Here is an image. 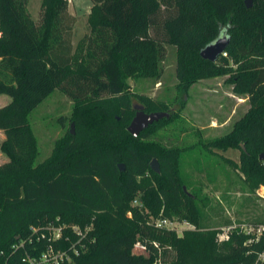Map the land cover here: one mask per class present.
<instances>
[{
    "label": "trees",
    "instance_id": "16d2710c",
    "mask_svg": "<svg viewBox=\"0 0 264 264\" xmlns=\"http://www.w3.org/2000/svg\"><path fill=\"white\" fill-rule=\"evenodd\" d=\"M89 2L87 32L71 46L74 18L66 0H40L36 21L27 0H0V94L9 97L0 105L6 156L0 163V264H29L22 258L37 254L45 240L36 241L31 227L39 232L63 222L62 238L53 243L62 249L73 240L71 224L89 225L92 237L66 264L249 262L244 233L233 229L217 241L218 229L198 228L207 196L192 174L212 180L210 168L221 159L241 173L242 188L264 185V0H251L249 7L243 0ZM221 31L225 55L202 58L199 50ZM166 45L173 47L177 90L224 76L245 95L247 108L223 134L203 137L180 120L186 97L171 109L174 95L151 96L127 81H159ZM54 88L70 100L67 121L48 155L35 161L28 115ZM133 102L167 115L132 135L126 125ZM229 147L239 149L238 161L213 151ZM152 158L158 171L149 167ZM157 216L187 219L194 227L177 234L155 226ZM135 241L145 253L131 251Z\"/></svg>",
    "mask_w": 264,
    "mask_h": 264
},
{
    "label": "rangeland",
    "instance_id": "374dc122",
    "mask_svg": "<svg viewBox=\"0 0 264 264\" xmlns=\"http://www.w3.org/2000/svg\"><path fill=\"white\" fill-rule=\"evenodd\" d=\"M69 2H67V4L69 3L67 12L74 18L70 30L71 46H73L77 38L87 32L85 23L86 3L84 4L83 0H73V2L70 0ZM26 8L30 17L36 21L39 14V0H27ZM162 66V76L157 82H152L148 78L136 81L128 78L127 81L134 88L137 87L138 90L151 96H161L165 93H169V96L174 95L173 103L170 104L171 109L177 106L181 97H186L181 111L182 115L178 118L182 121H187V124L195 126L203 137H213L226 132L230 128L232 121L241 115L248 106L245 95L234 92L231 84L224 80V76L201 78L193 82L186 92L177 90L174 86L176 80L173 75V47L171 46H165ZM8 99V95L1 93L0 105L4 104ZM69 108L70 100L57 88H54L49 95L43 98L30 111L28 119L37 147L35 161L41 160L48 155L52 142L64 131L63 123L65 120L67 121L66 117ZM60 117H62L61 122L59 120ZM212 119L213 123L210 124ZM223 120H226V122L219 125V122ZM70 123L68 122V129ZM180 136L185 137L189 142L195 140L194 136L184 135V133H181ZM3 137L4 134L0 130V141ZM213 151L229 157L233 161H238V148L229 147L224 150L213 148ZM216 158L219 157L216 156ZM5 160L6 156L0 150V163ZM219 161V166L210 168V172H215L212 180H209L203 174H196L194 171L192 174L195 181L202 182L201 192L207 196V200L204 201L201 207L204 216L202 215L200 218L198 228L205 229L210 227L219 230L220 227L232 223L262 221L263 219H259L264 216V198L258 195V191H263V187L258 185L252 190L242 188L241 173L237 172V169H234L231 163L221 159ZM187 166L185 169L191 170ZM136 203L139 204L137 201ZM168 218L175 224L172 230L177 234L183 229L194 227L193 223L187 219H180L175 216ZM63 226H65V222L51 225L53 228ZM70 226L81 232L82 236L73 232L72 238L77 240L78 245L82 246L83 250L87 241L92 239L89 233L87 234L89 225L78 227L76 224H71L69 228ZM132 251L136 252L135 249H132Z\"/></svg>",
    "mask_w": 264,
    "mask_h": 264
},
{
    "label": "built area",
    "instance_id": "2783aa9c",
    "mask_svg": "<svg viewBox=\"0 0 264 264\" xmlns=\"http://www.w3.org/2000/svg\"><path fill=\"white\" fill-rule=\"evenodd\" d=\"M66 1L69 2L70 0ZM221 54L225 55V51L222 50ZM258 195L264 198V191L259 190ZM133 203H136V199H133ZM151 222H153L155 226L164 227L170 230L175 227L173 221L166 216H157ZM70 228L72 232L82 236L81 232L79 230L77 231L75 227L70 226ZM31 229L36 232V241L43 238L45 240L44 247L40 249L37 254L32 256L26 255L22 258V260L25 259L29 264H66L71 260L72 254H77L80 250H82V246L78 245L77 240L75 239L70 242L69 250L62 249L60 246L53 244L62 238L61 227L53 228L51 227V224H48L43 226L39 232L36 227L34 228V226L31 227ZM233 229H235L236 232L244 233L245 238L242 241V244L246 247V253L253 254V258L249 262H239L237 264H264V219L257 222L232 223L220 227V229L216 232V240L222 241L227 239L229 232ZM255 243H260L259 249H252L251 246ZM151 244L153 246L157 245V243L153 240L151 241ZM21 245H23L22 241H20L16 246ZM132 249L136 250L134 253H145L146 246L139 241H135L132 244L131 251Z\"/></svg>",
    "mask_w": 264,
    "mask_h": 264
},
{
    "label": "water",
    "instance_id": "95a60500",
    "mask_svg": "<svg viewBox=\"0 0 264 264\" xmlns=\"http://www.w3.org/2000/svg\"><path fill=\"white\" fill-rule=\"evenodd\" d=\"M243 4L245 7H249L251 5V0H243ZM227 43V36L225 35L224 31H221L218 36L210 43L205 45L199 50V55L202 58H206L209 60H215L219 53L223 50ZM134 109V114L132 115L131 119L129 120L128 124L126 125V129L132 135H136L140 129L147 126L154 120H157L161 116H166L167 112L162 110L156 111H149L145 112L142 109V106L136 102L132 104ZM69 131L72 133V123L69 124ZM242 146V144H241ZM243 148V146H242ZM261 158V154L258 155ZM119 169H122L123 164L121 162L117 163ZM149 167L153 171H158V165L155 158H152L149 161ZM182 189H185L184 185H182Z\"/></svg>",
    "mask_w": 264,
    "mask_h": 264
},
{
    "label": "crops",
    "instance_id": "0c3cea01",
    "mask_svg": "<svg viewBox=\"0 0 264 264\" xmlns=\"http://www.w3.org/2000/svg\"><path fill=\"white\" fill-rule=\"evenodd\" d=\"M72 2H73V0H72ZM70 3V2H69ZM69 3L67 4V10H68V7H69ZM83 3L85 4L86 3V11H85V18H86V15H87V13H88V10H89V7H90V2H89V0H83ZM39 4H40V0H39ZM72 4H74V3H72ZM75 5V4H74ZM76 6V5H75ZM241 100V99H240ZM240 102V101H239ZM228 118V117H227ZM226 122V120L224 121H222V122H219V125H222V124H224ZM211 123H213V119L212 120H210V124ZM216 123H217V121H216Z\"/></svg>",
    "mask_w": 264,
    "mask_h": 264
},
{
    "label": "bare ground",
    "instance_id": "6f19581e",
    "mask_svg": "<svg viewBox=\"0 0 264 264\" xmlns=\"http://www.w3.org/2000/svg\"><path fill=\"white\" fill-rule=\"evenodd\" d=\"M262 185H260L259 187H261ZM263 187V191H264V186H262Z\"/></svg>",
    "mask_w": 264,
    "mask_h": 264
}]
</instances>
